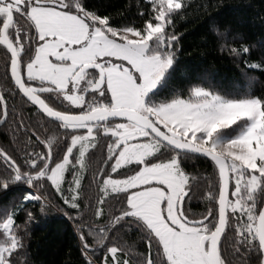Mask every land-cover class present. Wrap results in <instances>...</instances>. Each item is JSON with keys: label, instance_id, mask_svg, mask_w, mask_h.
<instances>
[{"label": "snow or ice", "instance_id": "1", "mask_svg": "<svg viewBox=\"0 0 264 264\" xmlns=\"http://www.w3.org/2000/svg\"><path fill=\"white\" fill-rule=\"evenodd\" d=\"M223 6L0 0V264H38L53 209L59 264H264V38ZM193 20L245 88L182 63Z\"/></svg>", "mask_w": 264, "mask_h": 264}, {"label": "trees", "instance_id": "2", "mask_svg": "<svg viewBox=\"0 0 264 264\" xmlns=\"http://www.w3.org/2000/svg\"><path fill=\"white\" fill-rule=\"evenodd\" d=\"M116 7L125 3V0H108ZM220 3L221 0H215ZM223 7L220 9L218 19L231 24L239 32L243 33L250 43H258L264 38V0H222ZM187 31L183 37L182 43L185 51L182 52V63L196 68L203 67L208 70L209 75L214 82L221 87L228 89H243L247 81L242 75L240 69L236 68L233 61L227 58L221 59L218 56L203 57L202 52L206 51L204 47V33L206 25L199 20H193L183 26ZM259 49H256L258 55ZM255 74L264 80L259 70H253ZM198 167L203 168V163ZM20 185L16 192L23 189ZM14 192L6 196L0 194V200L6 199ZM195 206V201L193 202ZM199 210V209H197ZM31 251L38 264H59L64 258L65 250L71 243V227L66 223L62 212L59 209L50 210L46 217L40 219L38 224L31 226ZM75 255V253H74Z\"/></svg>", "mask_w": 264, "mask_h": 264}]
</instances>
